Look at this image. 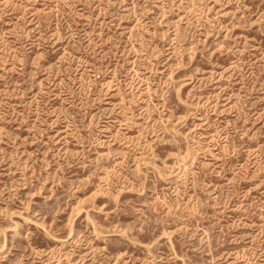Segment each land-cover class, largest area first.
<instances>
[{
	"label": "rangeland",
	"instance_id": "obj_1",
	"mask_svg": "<svg viewBox=\"0 0 264 264\" xmlns=\"http://www.w3.org/2000/svg\"><path fill=\"white\" fill-rule=\"evenodd\" d=\"M0 264H264V0H0Z\"/></svg>",
	"mask_w": 264,
	"mask_h": 264
},
{
	"label": "bare ground",
	"instance_id": "obj_2",
	"mask_svg": "<svg viewBox=\"0 0 264 264\" xmlns=\"http://www.w3.org/2000/svg\"><path fill=\"white\" fill-rule=\"evenodd\" d=\"M182 169V168H181Z\"/></svg>",
	"mask_w": 264,
	"mask_h": 264
}]
</instances>
